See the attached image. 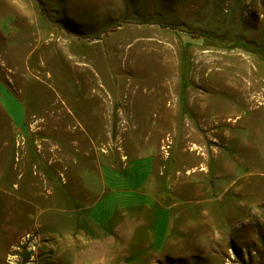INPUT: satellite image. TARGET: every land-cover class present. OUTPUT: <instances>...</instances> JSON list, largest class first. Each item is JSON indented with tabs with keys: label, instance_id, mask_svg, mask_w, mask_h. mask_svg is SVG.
Wrapping results in <instances>:
<instances>
[{
	"label": "rangeland",
	"instance_id": "rangeland-1",
	"mask_svg": "<svg viewBox=\"0 0 264 264\" xmlns=\"http://www.w3.org/2000/svg\"><path fill=\"white\" fill-rule=\"evenodd\" d=\"M263 92L264 0H0V264H264Z\"/></svg>",
	"mask_w": 264,
	"mask_h": 264
},
{
	"label": "crops",
	"instance_id": "crops-1",
	"mask_svg": "<svg viewBox=\"0 0 264 264\" xmlns=\"http://www.w3.org/2000/svg\"><path fill=\"white\" fill-rule=\"evenodd\" d=\"M174 82H176L175 83L176 90H174V93L173 92L171 93V97H172V99L174 101L176 100L177 104H176L175 109H173V112L170 113V114L168 113L169 115H166L167 117L165 118L166 123L167 122L169 123V128H171L172 131H174V130L176 131L177 127H178V124L175 121V116L184 115L183 110L186 108V107L182 106V100H180V98H178V95H179V92L177 91L178 79L176 81H174ZM256 94H252L249 97L246 96L247 101L249 102V106H250L251 109H256L258 107H263L264 106V92L260 93V94H257V95ZM190 98L191 99H189V100H192L191 101L192 103H190L188 101L187 109H192L194 107L192 104L194 103V100L196 98H198V94H193L192 96H190ZM221 124H222L221 122H217V121L214 122V123L207 124V125H205V123H202L198 129H193V128L188 127V130H194V131L212 130V129H215L216 126H218V125L221 127ZM215 159H216V155L213 156V162L215 161ZM135 161H136V159H135ZM141 169L142 168L140 166H138L136 171H135V173L137 171L141 170ZM158 169H159V164L156 167V170H154L152 168L150 170H148V174H147L146 177H148V176L150 177L153 172H156V171L159 172ZM127 171H128V168H127ZM198 171H200L202 173L201 178H205L207 175H210V173H212V172L209 171V166H204V165H199ZM197 181H198L197 184H190L189 181H186V182L183 183V185L178 186V185H175L174 179H171V183L169 184V187H166L165 194L161 198L157 196V198L154 199L153 197H151L150 192H149V195L141 194V196L144 197L145 200H146L144 205H143L146 209L150 210L152 208V206H153L152 204H154L156 199L158 201L162 200L163 201V205L165 204V206H163V207L154 208L153 209V211L155 213L154 215L156 216V214H157V216H156L157 222L154 223V225H152V228H153L152 234L154 235V237L160 235V233L161 234L164 233V231L162 230L163 219L161 218V214L159 213V211L162 210V209L168 208V201H169L168 197L170 195L172 196V195H174V193H187L188 192V193H193L195 196H197V200L202 198L201 195L204 192V190H206V189H205V186H203L202 179H198ZM185 184H189V186L185 187ZM138 187L139 186L135 185L133 190H136V188H138ZM114 195H116L115 200H116L117 203L115 205H117V206H120V207L121 206L131 207V206H138L140 204V202H138V200L133 198V195L130 192L126 193V192H123V191H120V190L117 189L116 192L114 193ZM139 206H141V205H139ZM170 206H171V203H170ZM170 206H169V209H171ZM181 215H182V218L177 219V221L174 220V222H172V224L170 225L171 228H168V231L166 233L167 235L165 236V238H164L162 243L166 244V243L176 242L175 239H172V238L169 239V238L171 237L172 234H175V233L177 234V232L179 234H181V235H187L186 232H193L195 235L199 234L198 233V228L201 225L198 224L197 222H195L193 224V228L188 229V228L191 227L190 221L188 222V220L192 216L195 217L194 216V211L190 212V210L186 209L185 210V214L183 212ZM155 230H158V232L154 233ZM154 241L158 242V240H156V239H154Z\"/></svg>",
	"mask_w": 264,
	"mask_h": 264
}]
</instances>
